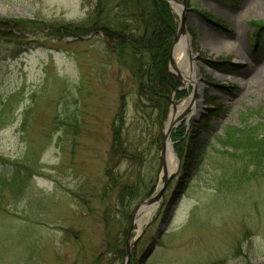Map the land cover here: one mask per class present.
I'll return each mask as SVG.
<instances>
[{"label":"rangeland","instance_id":"rangeland-1","mask_svg":"<svg viewBox=\"0 0 264 264\" xmlns=\"http://www.w3.org/2000/svg\"><path fill=\"white\" fill-rule=\"evenodd\" d=\"M186 2L188 36L175 65L188 75L180 86L187 95L171 94L155 136L135 143L142 158L134 162L113 152L122 100L125 135L140 134L127 53L101 34L49 33L82 24L96 0H0V20L45 28L21 34L0 23V264H124L119 248L126 249L136 208L162 184L164 127L176 109L188 110L195 68L202 89L179 125L195 137L189 145L203 141L206 156L199 168L184 161L171 134L179 163L150 218L133 228L140 238L131 264H264V171L256 174L243 150L213 142L229 126L262 132L264 72L255 74L264 65V31L256 40L252 22H264V0ZM170 6L178 29L182 8ZM158 135L161 147L152 146ZM111 174L121 178L115 183ZM125 185L139 191L121 207Z\"/></svg>","mask_w":264,"mask_h":264},{"label":"trees","instance_id":"trees-1","mask_svg":"<svg viewBox=\"0 0 264 264\" xmlns=\"http://www.w3.org/2000/svg\"><path fill=\"white\" fill-rule=\"evenodd\" d=\"M206 19L212 25L218 26L219 22L216 19L209 16ZM0 23L21 34L45 31L40 21L2 19ZM252 24L256 29L254 36L257 40L264 31V22L253 21ZM176 32V16L170 4L164 0H96L95 7L82 24L65 23L49 30L51 35L59 38L101 34L105 42L110 41L117 48L119 55L125 52L130 58L128 70L137 85L132 126L140 134L135 141L129 140L128 134L125 135L124 119L127 106L126 100H122L112 126L115 157L138 162L142 158V150L135 143L140 141L143 143L144 133L153 135L154 126L159 125L162 119L166 118L173 92L178 99L187 95V91L180 89L181 82L169 67L171 44ZM130 93L133 94L131 91ZM155 112L158 114L156 121L153 119ZM207 126L206 121L202 130L209 127ZM260 127L262 132H258V125L253 129L251 125L226 127L222 135L214 137V145L243 150L244 157L252 164L250 166L255 167L258 174L264 171V124ZM256 129L257 134H254L253 130ZM158 136L150 139L152 146L161 147L162 139L160 135ZM194 138L188 135L184 123L176 127L172 133L178 156L184 158L186 162L192 159V163L197 164L199 168L206 156L205 145L199 137L197 143L192 142V145H189L191 139L195 140ZM15 171L18 172L17 169ZM111 177L115 183L121 178L119 174H111ZM123 191L120 204L121 207H128L125 202L129 200V196L139 191V186L125 185ZM125 253L124 247L119 248L121 259L125 257Z\"/></svg>","mask_w":264,"mask_h":264},{"label":"water","instance_id":"water-1","mask_svg":"<svg viewBox=\"0 0 264 264\" xmlns=\"http://www.w3.org/2000/svg\"><path fill=\"white\" fill-rule=\"evenodd\" d=\"M168 3H170V5L172 6H180L182 8V14L180 16V22H179V25H178V29H177V32H176V35L172 41V44H171V57H170V68H173L175 72H173L175 74V76H177V79L183 83V78H181L179 76V70L177 68V66L175 65V57H174V52H175V49L177 47V44L179 42V39H180V36L182 34H186L187 35V27H186V0H164ZM180 75H182L184 77V73H181ZM198 75H199V72H198ZM200 77V76H199ZM199 80V79H198ZM194 81V91H193V95H192V98H191V102H190V105L188 106L189 108L192 107L194 104H195V100H196V96H197V86H198V82L193 79ZM200 84V83H199ZM172 104L174 106V102L172 101ZM175 107V106H174ZM186 110V112H182L181 114H179L174 121L171 122L170 125H168V128H167V124L169 123V119L167 120L166 122V125L164 127V131H163V148H162V151H161V159H162V162H163V169H162V184L160 185V187L156 190V192L154 194H152L150 197L146 198L145 200H143V202L141 203L140 207L142 206H148V205H151L153 203H158L163 195H164V192L170 182V180L174 177V173H169V169H168V165H167V162H166V159H165V153H166V150L167 148L170 146L171 147V134L174 130L175 127H177L179 125V123L184 119L185 115L189 112V109ZM177 159V163H179V160L178 158L176 157ZM136 208L135 212H134V217L132 219V222L130 224V227H129V231H128V236H127V243H126V253H125V260H124V264H131V261H132V254H133V249L136 245V242L138 241V239L140 238V234H138L134 239H133V236H132V231H133V228L135 226V224L137 223V212L139 210V208Z\"/></svg>","mask_w":264,"mask_h":264},{"label":"bare ground","instance_id":"bare-ground-1","mask_svg":"<svg viewBox=\"0 0 264 264\" xmlns=\"http://www.w3.org/2000/svg\"><path fill=\"white\" fill-rule=\"evenodd\" d=\"M186 34H182L181 36H180V39H179V42H178V44H177V47H176V49H175V52H174V57L176 56V58L177 57H179V56H181L183 53H184V49H185V47H186ZM195 72H196V77H197V75H198V70H197V68H195ZM264 72V65H262V66H260V68H258V70H257V74H255V77L257 78V77H261V74ZM187 77L188 75H185L184 74V77ZM181 77H182V75H181ZM183 77V78H184ZM196 77H194L195 79H196ZM197 81V80H196ZM192 82H193V80H192ZM202 84H199V82H198V86H197V88H198V90H201L202 89V86H201ZM182 109H184L183 107H181L180 109H176L175 111H174V113H173V115H172V117L170 118V120H169V123L167 124V128H168V125H170L171 124V122L172 121H174L175 120V118L181 113V111H182ZM198 109H197V107H196V109H195V112L197 111ZM165 159H166V162H167V165H168V169H169V173H172V172H174V171H176V169H177V160H176V156H175V154L173 153V151H172V149H171V147L169 146L168 148H167V150H166V153H165ZM157 205H158V203L156 202V203H153V204H151V205H148V206H142V207H140L139 208V210H138V212H137V223H138V225H139V227H140V229L142 228V226H143V224H144V222L147 220V219H149L150 218V212L152 211V210H155L156 208H157Z\"/></svg>","mask_w":264,"mask_h":264}]
</instances>
